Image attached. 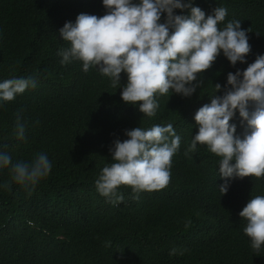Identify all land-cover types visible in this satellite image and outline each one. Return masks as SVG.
<instances>
[{
    "label": "trees",
    "instance_id": "16d2710c",
    "mask_svg": "<svg viewBox=\"0 0 264 264\" xmlns=\"http://www.w3.org/2000/svg\"><path fill=\"white\" fill-rule=\"evenodd\" d=\"M192 3L206 16L225 7L218 27L240 20L250 52L234 67L221 53L197 74L201 85L190 97L171 90L156 96L158 108L149 118L122 101L123 72L121 85L113 86L94 67L84 72L80 61L60 63L58 50L68 42L58 30L80 13L103 15L101 0H0V81H36L0 102V150L13 162H29L37 153L51 162L48 176L31 189L12 183L8 169L0 170V185L9 184L0 187V264H264V245L251 248L239 216L250 198L264 196V176L228 179L222 194L220 158L199 144L185 155L198 131L193 116L210 103L214 84L222 85L216 93L222 95L227 73L243 71L264 54V0ZM17 113L25 126L22 141L15 137ZM168 123L180 136L168 184L141 191L138 199L130 186H120L123 201L107 202L94 180L112 162V142L127 139L126 129ZM230 123L237 134L245 130L238 113Z\"/></svg>",
    "mask_w": 264,
    "mask_h": 264
},
{
    "label": "clouds",
    "instance_id": "9594fccd",
    "mask_svg": "<svg viewBox=\"0 0 264 264\" xmlns=\"http://www.w3.org/2000/svg\"><path fill=\"white\" fill-rule=\"evenodd\" d=\"M101 4L103 15L80 13L74 22L66 21L58 30L59 37L68 42L58 50L60 63L80 61L84 72L94 67L113 86L121 85L123 72L126 83L119 87L122 101L138 107L149 118L158 108L156 96L171 90L190 97L201 85L197 74L208 69L221 53L234 67L237 62L245 63L250 52L240 20L218 27L227 15L222 6L206 16L192 0H101ZM177 9L181 14L174 11ZM185 9L187 14H183ZM35 85L32 77L0 81V102L11 101ZM214 88L210 103L193 116L198 131L185 155L195 152L199 144L220 158L218 175L226 179L218 188L223 194L228 179L264 176V54L257 55L243 71L227 73L222 95H216L222 88L220 83ZM236 113L245 126L242 134L230 123ZM24 133L17 113L16 139L24 140ZM124 135L127 139L112 142V162L94 180L97 193L112 204L124 199L120 186H130L133 199H138L141 191L165 187L170 180L171 158L180 145L171 123L126 129ZM3 169L9 170L12 183L31 189L48 176L51 162L44 153L35 154L29 162H13L0 150ZM0 187L8 188L9 184ZM239 216L246 221L243 232L251 248L259 250L264 245V196L250 198Z\"/></svg>",
    "mask_w": 264,
    "mask_h": 264
}]
</instances>
